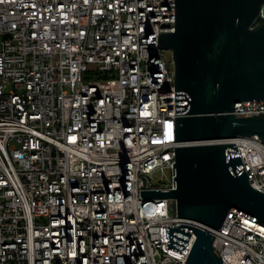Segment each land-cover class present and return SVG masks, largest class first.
<instances>
[{
  "label": "built area",
  "instance_id": "obj_1",
  "mask_svg": "<svg viewBox=\"0 0 264 264\" xmlns=\"http://www.w3.org/2000/svg\"><path fill=\"white\" fill-rule=\"evenodd\" d=\"M172 32L174 0H0V264L185 263L192 232L167 247L175 200L140 197L176 189L174 72L157 46ZM233 109L264 117V100ZM234 145L264 193V142ZM211 246L264 264V226L229 212Z\"/></svg>",
  "mask_w": 264,
  "mask_h": 264
},
{
  "label": "water",
  "instance_id": "obj_2",
  "mask_svg": "<svg viewBox=\"0 0 264 264\" xmlns=\"http://www.w3.org/2000/svg\"><path fill=\"white\" fill-rule=\"evenodd\" d=\"M157 46L174 72L176 189L140 197L175 200L167 247L181 252L195 237L184 264H224L211 242L229 212L264 226V193L250 186L234 145L264 142V117L233 109L264 100V0H174V32L158 33Z\"/></svg>",
  "mask_w": 264,
  "mask_h": 264
},
{
  "label": "rangeland",
  "instance_id": "obj_3",
  "mask_svg": "<svg viewBox=\"0 0 264 264\" xmlns=\"http://www.w3.org/2000/svg\"><path fill=\"white\" fill-rule=\"evenodd\" d=\"M169 59H171V54L169 51H165V60L168 62ZM168 178V171H164L163 173H157L154 175L155 183L158 184L160 187L168 181Z\"/></svg>",
  "mask_w": 264,
  "mask_h": 264
},
{
  "label": "trees",
  "instance_id": "obj_4",
  "mask_svg": "<svg viewBox=\"0 0 264 264\" xmlns=\"http://www.w3.org/2000/svg\"><path fill=\"white\" fill-rule=\"evenodd\" d=\"M261 20H259L258 22H260Z\"/></svg>",
  "mask_w": 264,
  "mask_h": 264
}]
</instances>
